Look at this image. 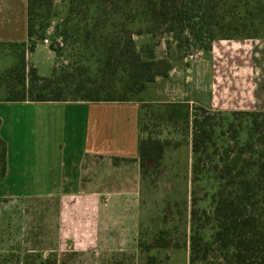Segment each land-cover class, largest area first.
<instances>
[{
    "label": "rangeland",
    "instance_id": "rangeland-1",
    "mask_svg": "<svg viewBox=\"0 0 264 264\" xmlns=\"http://www.w3.org/2000/svg\"><path fill=\"white\" fill-rule=\"evenodd\" d=\"M99 2L108 8L114 6L111 2L116 3L115 0H36V35L30 38L29 0H0V102L15 101L14 95L24 91L27 92L25 101H31L28 96L30 91L34 93L32 98L37 97L38 88L41 90L44 83L34 80L33 68L42 77L58 79L65 101L82 99L84 93L77 92L78 83L87 85L88 79L96 78L91 63L84 58L88 51L82 37L95 39L105 32L102 24L111 19L99 13L93 23L83 21L86 6ZM113 8L115 10L116 7ZM71 10H75L76 17ZM121 15L124 17L125 13L118 16ZM70 16L74 18L66 27ZM44 24H47L45 29L41 27ZM64 28L69 36L66 43L60 35ZM165 28L157 37L147 33L137 34V48L146 55L147 50L152 48L158 58L172 64L196 62L198 54L207 52L195 47L189 31L177 40L176 34L169 33ZM260 31V35H264V28ZM57 33L59 38H56ZM250 39L253 41L255 38ZM60 46L62 51L59 54L54 48L59 49ZM144 91L128 92L125 97L143 102ZM48 94L46 90L45 95L51 98ZM122 95L112 96L119 98ZM166 105L148 101L142 104V139H167L169 143L158 162L155 158L147 161L143 195L137 211L143 222L141 230L132 234L131 231L113 232L112 238H118L121 245L105 248L82 246L79 243L84 242V236L78 237L77 232L70 229L60 230L59 200L0 194V264H190L191 211L193 208L205 209L211 214L212 196L219 185L216 181L218 175L208 169L213 164L221 166L224 163L222 160H227V152L234 157L240 146L249 141L254 143L253 148H263L257 140L264 137V117L257 118L261 124L258 135L253 130V117L240 112L253 110H237L238 113L232 114L234 110L210 108V112L204 113L200 108L207 106L195 103L190 105L195 117L192 115L186 121L170 122L161 116ZM45 106L39 103H0V118L4 126L2 134L8 137L6 142L12 143L13 150L35 154L57 145V134L45 135V125H41ZM193 118H198L201 126L210 124L207 129L213 132L203 144L204 153L200 151L198 154L202 159L201 167H205L200 174L193 172L194 132L199 128L194 125ZM1 151L0 144V162ZM248 155V152L243 153V157ZM25 157L32 160L30 156ZM76 203L77 200H67L71 211L66 220L70 224L78 219L71 213L74 211L71 207ZM209 235L207 232L205 236Z\"/></svg>",
    "mask_w": 264,
    "mask_h": 264
},
{
    "label": "crops",
    "instance_id": "crops-1",
    "mask_svg": "<svg viewBox=\"0 0 264 264\" xmlns=\"http://www.w3.org/2000/svg\"><path fill=\"white\" fill-rule=\"evenodd\" d=\"M249 40L217 39L211 50L197 55L196 62L173 64L167 76H158L147 86L143 102H0L47 105L40 120L44 134L58 136L55 147L35 154H22L6 142L0 194L57 199L60 230L84 236L79 245H121L118 238H112L113 232L132 234L143 224L137 212L143 195L142 104L187 102L218 110H264V38L250 44ZM3 128L0 118V136L6 141ZM71 199L77 200L71 213L78 219L70 224L66 217Z\"/></svg>",
    "mask_w": 264,
    "mask_h": 264
},
{
    "label": "trees",
    "instance_id": "trees-1",
    "mask_svg": "<svg viewBox=\"0 0 264 264\" xmlns=\"http://www.w3.org/2000/svg\"><path fill=\"white\" fill-rule=\"evenodd\" d=\"M115 1L116 3L111 2L114 6L111 5L110 8L101 2L86 6L83 19L85 23H93L96 20L94 17L99 13L111 19L102 24L105 32L95 39L82 37L88 51L84 58L91 63V70L96 78L88 79L87 85L84 82L78 83L77 92L84 93L79 100L131 101L134 98L125 97L128 92L143 91L158 76L168 75L173 64L158 58L152 48L147 50V55L139 50L135 41L137 34L147 33L157 37L160 30L166 27V31L175 33L178 40L181 39L180 35L189 31L195 47L206 51L212 49L213 42L217 39L264 38V35H260V30L264 28V0ZM35 5L36 0H29L30 38L36 35ZM113 7H116L115 10ZM121 13H125V16H118ZM71 14H75V10H71ZM113 17L116 19H112ZM72 18L74 16L67 19L66 27L72 23ZM77 22L79 25L78 20ZM96 24L95 22L94 25ZM41 27L45 29L47 24ZM66 31L64 28V32H60L64 43L69 38ZM56 38H59L58 33ZM54 50L60 54L62 48L60 46ZM31 72L36 78L34 80L44 83L41 90L38 88L39 94L36 98H32L34 93L30 91L28 96L31 101H65L57 78L42 77L34 68ZM46 90L51 98L45 95ZM26 93L18 92L14 95V100L25 101ZM113 94L122 96L114 98ZM165 107L161 116L170 122L186 121L195 115L191 113V106L187 102L170 103ZM200 109L204 113L211 111L206 107ZM240 112L253 117V130L259 135L261 124L257 118L264 117V111ZM236 113L238 112H232ZM198 122V118H193L194 125L199 128L194 132L195 143L192 151L195 155L193 172L200 174L205 171V167H201L202 159L198 154L202 152L205 140L213 132L207 129L210 124L201 126ZM257 142L263 148L255 149L254 143L249 141L240 146L241 149L234 157H230L227 152V160H222L224 163L221 166L213 164L208 169L218 175L216 181L219 185L212 196L211 214L205 209L193 208L191 211L190 264H264V137ZM168 143L167 139L141 140L143 175L148 168L147 161L155 158L158 162ZM0 144L2 175L6 170L7 145L1 137ZM244 152L249 155L243 157ZM207 232L210 235L206 237Z\"/></svg>",
    "mask_w": 264,
    "mask_h": 264
}]
</instances>
